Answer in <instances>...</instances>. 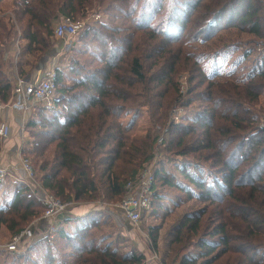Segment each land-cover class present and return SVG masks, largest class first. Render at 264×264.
Instances as JSON below:
<instances>
[{
	"label": "trees",
	"instance_id": "trees-1",
	"mask_svg": "<svg viewBox=\"0 0 264 264\" xmlns=\"http://www.w3.org/2000/svg\"><path fill=\"white\" fill-rule=\"evenodd\" d=\"M184 9L183 0H0V100L9 104L17 97L9 75L14 61L7 58L11 42L19 41L21 58L28 55L38 63L54 48L55 26L62 19L79 22L103 12L108 21L86 25L77 58L68 69H58L54 108L38 110L26 126L31 142L22 152L33 161L36 181L74 206L120 203L126 186L151 160L143 165L153 141L139 145L132 135L146 108L153 124L164 127L166 152L186 158L206 149L215 155L207 161L212 169L195 157L170 159L177 161L173 170L163 158L157 169L153 217L168 202L166 216L194 200L204 204L186 213L172 233L167 264H264V0H203L177 33V48L153 67L151 47L142 45L140 35L169 38ZM84 45L93 47L94 71L79 59ZM133 47L143 51L140 65L152 61L140 99L107 90ZM181 73L188 75L185 98L177 84ZM177 105L189 115L174 124L169 113ZM3 187L9 196L3 191L0 197V229L13 236L45 206L23 182ZM165 190L177 193L170 197ZM74 221H63L54 238L27 244L20 253L0 250V264H145L140 251L115 246L114 233L104 231L99 219L76 223L69 232L67 224ZM159 232L153 227L149 233L156 252Z\"/></svg>",
	"mask_w": 264,
	"mask_h": 264
},
{
	"label": "rangeland",
	"instance_id": "rangeland-1",
	"mask_svg": "<svg viewBox=\"0 0 264 264\" xmlns=\"http://www.w3.org/2000/svg\"><path fill=\"white\" fill-rule=\"evenodd\" d=\"M183 1L185 2V9H184V12L179 14L180 16L178 15L179 17L176 20V25H174V28L176 27L174 30L176 33L172 32L169 35V38L159 37L157 34H153L147 31L143 32L140 35V37L144 39L143 42H141L142 45L144 46L149 45L151 47V50L149 52L152 55L151 56L152 61H154L153 67L158 66L160 64V60L163 56L165 57L167 54L172 53L177 48L178 46V42L176 40L177 33L178 32L180 33L181 31L180 29L183 27L185 19L192 13L195 6L199 5L203 0H183ZM93 15H97V17H99L98 18L99 21H104V22L108 21V16L105 15L103 12L98 13V14L96 12H93L92 16ZM87 18L79 21L83 26L81 33L85 31L86 27L84 23L87 21ZM91 23H92V20L88 22V24H91ZM79 38H81V36L77 37V40ZM77 45H78V42L75 46ZM84 49L86 50V53H84L83 56H79V59H81L83 63L87 64L88 68L94 71L97 68V62H93L91 58L92 57L91 52L93 51V47H91L90 45L89 46L84 45ZM142 53L143 51L136 47L133 50L131 49L125 55V57L121 60L118 67L113 71L109 81L107 82V87H108L107 90L109 92L117 93L120 95L131 96V97H137L139 99L140 97L145 95L146 90H147L148 77L150 73L153 71H149V72L145 71V69L150 67L149 65H150V62L152 61L150 62L146 61V64H145L146 67L144 65H140V56ZM75 57L77 58L76 52L74 51L72 59H74ZM31 61L32 60H30V62ZM65 81L68 82L69 79H66ZM113 105H114V102H113ZM146 110H147L146 108L143 109V113L141 114V118L138 123V128L132 134V135H135V137H137L139 145H141L143 142L147 143V140L149 143L153 141L154 145H153L152 150H150L149 148L148 152L143 157V159L147 158V160L143 163V165L146 162H148L150 159L151 160L153 159L155 148L157 146V140H158L157 136L163 131H165L164 127L161 124H157V125L153 124L150 114L148 112L146 113ZM132 115L133 114H131V116ZM131 116H125L124 120L128 123L132 119ZM169 117H170V113H169ZM31 118H34L33 115H30L29 113H23L21 114V117H15V120H18L22 123V126L20 127V129L24 130L26 129L27 124L30 123ZM2 122L3 121H1V117H0V124ZM155 138L157 139L156 141H154ZM0 142H2V140H0ZM30 142H31V137L29 135L28 143ZM23 148H30V147L25 145L23 146ZM152 155L153 157L151 158ZM22 156L24 157L25 155H22ZM27 156L26 158H28ZM193 157L203 162L204 161L207 162V161H212V159L215 158V155L213 154V152L204 149L200 152H193V155L188 154L186 155V158H184L183 156L175 157V155L169 154L168 152L165 151V157H164V161L166 160L165 166L169 168V170H173L174 169L173 164L176 163L177 161L182 162L183 159L192 160ZM175 158L178 160L172 163L170 159H175ZM205 166L211 169L213 167V165H211L210 162L209 163L207 162ZM218 169H221L220 165H218ZM174 172L176 171L174 170ZM177 175L180 180L181 176L179 174ZM222 177L224 179L223 185L225 184V187H226L225 182H227L228 179L224 172L222 174ZM210 178L211 180H213L214 175L213 176L211 175ZM214 184H215V181H214ZM4 185H7V183L0 184V197L3 191H6V192L8 191L7 195L9 196V190H7L8 187L2 188V186ZM223 185L222 183H219L218 189L219 190L222 189ZM220 186H222V188ZM209 187L213 189L214 185L209 186ZM219 192L220 191H217V193ZM176 193L177 192L173 190H165V194L169 195L170 197H174ZM118 204L119 203L116 202V200H111V199L108 200V202L104 205L101 204L100 201H97L93 204L91 203V204H86V205H84L83 203L75 204V207L73 208V212L69 217L79 212L81 209H85V208L92 209V213H93L92 220L97 221V219H99L102 223L106 224L105 226L106 230L104 231H107L109 233H114L113 242L115 243V246H117L120 249H123L122 250L123 252H128L130 250H137L138 253L141 252L146 257L145 264H167L168 262H170L168 258V254L170 250V243L172 240V237H171L172 233H174V230L179 225L182 217L186 213H193L196 210L204 206L203 203H199L196 200H194L192 202L187 203L181 209L177 210L176 213L166 216L165 214L166 210L172 206V203L168 202L166 204V208L163 209L162 211L156 212V215H154V217L152 216L153 213L151 212L147 217L143 219L142 221L143 223L141 222L140 225H133L128 222V219L119 210ZM79 218L80 217L75 218V223L79 222ZM28 224L29 222L23 224V228L27 226ZM153 227H160L159 238L157 242L158 249H156L157 252L154 249L153 242L149 234L150 231L153 230ZM11 234L12 233H10L4 227L1 228L0 229V243H3L6 240H8ZM120 236H122L124 239L118 238ZM155 256H157V258H155Z\"/></svg>",
	"mask_w": 264,
	"mask_h": 264
},
{
	"label": "built area",
	"instance_id": "built-area-1",
	"mask_svg": "<svg viewBox=\"0 0 264 264\" xmlns=\"http://www.w3.org/2000/svg\"><path fill=\"white\" fill-rule=\"evenodd\" d=\"M98 18L96 15V20ZM82 29L83 26L80 22L64 18L56 25L54 34L58 39H71L75 38ZM262 50H264V46ZM58 78V69L52 68L34 83L27 84L19 80L15 86L16 100L9 104H4L0 100V111L9 110L13 107L22 111L25 110L24 113H29L31 108L51 110L54 108ZM177 84L179 86V95L185 98L189 92L188 75L181 73L177 78ZM188 115V109L177 105L171 111L170 122L178 124ZM10 136L11 127L6 121H3L0 124V140H8ZM165 144L166 138L162 132L158 135L153 159L143 167L137 179L126 186V196L118 204L119 210L128 219V222L133 225H140L143 219L153 210L152 197L156 172L161 167L162 159L165 156ZM35 176L36 173L32 162L22 155L19 161H12L6 166H0V183H7L9 180L14 179L29 185L37 201L45 206L39 218L33 220L20 233L0 243V250H5L10 254L24 251L27 244H32L45 238H54L61 223L70 218L69 216L75 207L73 204L64 203L52 193L43 190L36 181Z\"/></svg>",
	"mask_w": 264,
	"mask_h": 264
},
{
	"label": "crops",
	"instance_id": "crops-1",
	"mask_svg": "<svg viewBox=\"0 0 264 264\" xmlns=\"http://www.w3.org/2000/svg\"><path fill=\"white\" fill-rule=\"evenodd\" d=\"M90 20H92V23L88 24ZM95 21H96V15L92 16L91 14L87 18V21L84 23V25L85 27L86 25H92L95 23ZM84 32L83 33L80 32L81 34L79 33L75 38H71V39H66V38L58 39L55 37L54 34V39L56 40V43L54 44V48L51 50L49 54H47L44 57V59L41 62L38 63L34 62L35 58H32L31 56L28 55H24V56L22 55L21 58L19 41L11 42L9 45V50L7 52V58L14 61V66L9 70V75L13 79L15 86L17 85L19 80H22L27 84L34 83L39 78H42L43 75L52 68L59 70L68 69L71 65V61L73 60L72 59L73 52L75 51L77 54V51L82 47V38H79L77 40V37L79 36L82 37ZM77 42L78 45L75 46ZM30 60L32 61L30 62ZM261 104L264 107V94L261 97ZM40 109L42 108H31L29 109V114L35 117L36 112ZM94 110H97V114H98L99 108L97 107ZM24 111L14 107L9 110L0 111L1 121H6L11 127L10 138L6 141L0 142V148H1L0 166H6L14 160L19 161V159H21V155H23L22 152L23 146L29 145L28 143L29 134L27 130L20 129L22 123L18 120H15V117H21V114H23ZM107 147L110 149L114 148V141L109 142L107 144ZM210 151L213 152L212 150ZM11 182H16V181L14 179H11L7 182V184L8 183L10 184ZM76 217H80L79 219H81L78 222V224L81 223L85 225L86 223L91 222L93 218L92 209H88V208L81 209L79 212L73 214L68 219H72V218L75 219ZM75 224H76L75 221L69 222L67 224V228L69 232H72Z\"/></svg>",
	"mask_w": 264,
	"mask_h": 264
}]
</instances>
